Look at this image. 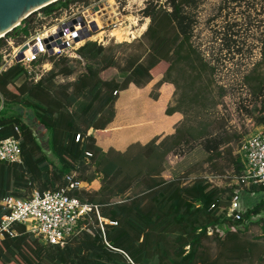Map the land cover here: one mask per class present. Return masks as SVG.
Here are the masks:
<instances>
[{
  "label": "trees",
  "instance_id": "16d2710c",
  "mask_svg": "<svg viewBox=\"0 0 264 264\" xmlns=\"http://www.w3.org/2000/svg\"><path fill=\"white\" fill-rule=\"evenodd\" d=\"M91 1L57 0L44 6L42 11L51 13L60 7L74 3L89 4ZM196 2L147 0L142 8V13L149 18L146 60L131 63L129 70L120 67L121 80L112 77L110 69L104 73L106 68L115 65L113 58L107 59L102 66L92 62H96L104 50L102 44L92 40H86L77 48V54L86 58L88 63L85 70L70 82L72 93L65 92L64 96L53 93L50 81L57 74L72 73V66L65 62L69 57L66 54H41L36 62L50 61L52 67L36 80L20 62L0 71V138L16 134L14 127L17 125L21 146V161H0V198L7 194L23 195L22 189L30 188L41 178L44 181L40 190L64 185L67 173L77 168L86 169V153L94 160L102 154L97 170L102 181L107 180L110 186L102 185L94 192L83 193L89 195L88 201L103 204L100 209L104 217L116 221L115 224L104 223V234L98 226L88 224L89 230L73 236L63 246L44 243L23 224L16 223L14 236L6 234L0 238V264H224L247 258L257 263L264 262V242L258 241L256 236L243 234L249 222L261 221L264 231V215L259 220L251 218L258 213L264 214V186L246 187L242 196L246 207L243 219L221 218L222 213L210 208V204L227 203L230 196L227 201H222L221 188L212 186L207 179L196 178L188 184H182L177 177L156 179L155 172L160 171L163 158L176 145L174 141L161 151L150 149L146 155H136L130 160L123 158L131 161L129 165H136L134 170L127 171V165L125 167L119 157L105 156L89 132L91 128H105L114 118L118 92L125 91L129 83L140 85L158 74L167 80L175 64L195 63V49L189 40L196 20L188 6ZM33 15L24 18V25L16 27L8 35L14 34L17 41H21L22 34L28 35L29 30L38 24ZM262 41L264 49V36ZM1 44L3 40H0ZM59 63L61 66L55 70V64L58 66ZM22 73L25 78L15 83ZM125 95L128 94L120 96ZM81 96L84 101H80L79 110L71 108V104ZM13 103L30 108L34 118L25 121L20 114L11 112ZM166 112L171 113L172 110L168 108ZM260 120L264 123V115ZM44 132H47V137L43 136ZM222 142V137L211 136L205 139L203 146L211 152L217 150ZM237 157V171H240L242 162L239 155ZM146 158H155L156 162L148 163L147 170H144L137 163ZM119 176H123L124 183L114 188L111 183ZM76 177L83 180L93 178ZM133 180L142 185L138 193L124 200H111L113 194L125 192ZM104 188L108 190L107 195L96 198L95 194ZM240 223L242 227L230 228V225ZM210 228L211 233L208 232Z\"/></svg>",
  "mask_w": 264,
  "mask_h": 264
},
{
  "label": "rangeland",
  "instance_id": "374dc122",
  "mask_svg": "<svg viewBox=\"0 0 264 264\" xmlns=\"http://www.w3.org/2000/svg\"><path fill=\"white\" fill-rule=\"evenodd\" d=\"M161 1L165 3V0ZM146 2L147 0H93L85 11V18L91 19V26L97 29L93 33L103 30L96 38L104 34L100 43L104 50L96 62L91 61L102 66L107 59L113 58L115 65L106 68L104 73L110 69L111 76L118 80L122 78L118 73L120 67L128 69L131 63L146 60V29L149 18L142 13ZM41 9L42 7L37 8L29 14H38ZM74 9L76 8L73 7L72 10ZM188 10L196 20L189 40L195 49V63L175 64L168 73L167 80H164L162 74H158L140 85L129 83L125 91L118 92L114 103V118L105 128L91 133L105 156L113 159L119 157L125 167L127 165V171L134 170L136 165H129L131 161H124L123 158L130 160L136 155H146L150 149L157 148L161 151L174 141L176 145L163 158L160 171L155 172L156 179L177 177L182 184H188L196 178L210 177L213 184H221L222 201H227L231 189L225 186L227 179L224 177H227L225 173H240L235 161L240 144L249 136L264 130V123L260 120L264 115V0H197L195 5L188 6ZM109 31L113 34H109ZM28 41L33 42V46L20 59L32 56L41 49L39 36H33ZM8 50L11 53V48ZM72 53L69 52L72 57L65 61L72 66V73L57 74L50 81L53 83L54 94L64 96L65 92L72 93L70 82L85 70L88 60ZM11 57L9 54L6 59ZM4 59L0 53V64ZM60 66L61 63L58 66L55 64L54 69ZM27 67L35 76L42 72L36 63ZM47 73L48 71L43 72L41 76ZM24 78L25 75L20 74L15 83H20ZM122 94L128 95L120 96ZM80 101H84L83 96L78 97L70 107L79 110ZM168 108L172 110L171 113L166 112ZM11 112L20 114L25 121L34 118L30 108L18 103L11 105ZM78 121L81 124L84 122L82 118ZM33 131L36 132L34 128ZM43 136L47 137V132ZM211 136L222 137L223 142L217 150L209 152L203 144ZM86 155L88 166L84 171L75 169V174L93 178L85 180L86 188L74 190L73 193L88 201L89 195L84 191L94 192L102 185L107 187L109 183L107 180L102 181V175L97 170L102 154L95 160L89 158V153ZM150 162L155 164V158H146L137 164L147 170ZM220 174L225 175L221 177ZM123 179V176H119L111 184L114 188L120 186L124 183ZM42 181L44 178L35 181L30 188L22 189L23 195L20 196L29 194L34 188L40 190ZM242 187L240 186L241 200L245 206L242 196L245 195L246 188ZM141 188L142 185L133 180L125 192L113 194L111 200H124L138 193ZM107 192L104 188L95 196L104 197ZM86 221L89 222L86 224L94 226L97 222L94 217ZM219 232L222 233V230ZM263 232L261 221H256L249 222L243 234L246 237L256 236L263 243ZM224 264L264 262L257 263L247 258Z\"/></svg>",
  "mask_w": 264,
  "mask_h": 264
},
{
  "label": "built area",
  "instance_id": "2783aa9c",
  "mask_svg": "<svg viewBox=\"0 0 264 264\" xmlns=\"http://www.w3.org/2000/svg\"><path fill=\"white\" fill-rule=\"evenodd\" d=\"M91 4L74 3L67 7L53 10L51 13H44L41 9L40 13L33 15L35 23L37 22L38 24H35L32 30H29L28 35L22 34V40L19 42L17 41V36L14 34L8 35V32L24 25L22 23L23 19L14 28L7 31L5 35L2 33L0 40H3V44L0 45V53L3 54L5 59L0 64V71L13 63L20 62L26 67L31 75L30 77L36 80L41 76V73L48 71L52 67L50 61H45L41 64L36 62L41 54L63 53L72 57L69 52H73L74 56L75 54L78 55L76 52L77 48L86 40H92L98 44L102 43L104 34L98 38L96 36L101 34L100 32L103 30L93 33L97 29L91 26V19L85 18V11L89 9ZM73 7L76 9L72 10ZM78 17L80 19L73 23L72 20ZM59 31L61 34H59ZM79 31H82V34L89 32V35L82 39H76L81 34ZM108 33L113 34L112 31ZM33 36L40 37L41 49L32 56L17 59L15 56L16 50ZM49 36H52V38L45 42L44 39ZM58 40L60 42H57ZM53 41L55 44L50 47L52 50L49 51L47 44ZM62 44H65V46H61ZM10 48L11 53L8 50ZM9 54L12 57L7 60L6 58ZM31 63L38 64L42 70L37 76L27 67ZM14 128L16 134L0 138V161H21L20 131L17 125ZM239 156L242 162L240 173H225L227 177H224L225 174H220L221 177L227 179L224 182L225 186L232 189L227 203L212 202L210 204V208L217 209L218 213H222L221 218L229 217L233 221L243 219V213L246 209L242 204L240 186H245V188L250 185L264 186V130L242 141L239 147ZM64 178L66 181L64 185L45 190L34 188L25 196L7 194L0 198V238L6 234L14 236L17 233L14 225L20 223L40 241L63 246L73 236L80 234L83 230L90 229L87 226L88 224H86L89 223L86 221L87 219L94 217L97 220L95 222L96 226L100 228L103 234L105 230L104 223H116L115 220L104 217L101 214L100 204L82 200L73 193L75 189L86 188L87 181L77 178L75 171L67 173ZM207 180L212 186L219 187L221 185L213 184V180L210 177ZM260 216L261 213H258L252 215L251 218H259ZM237 227H242V224L230 225L232 229H237ZM217 231H220V229L217 228ZM208 232H212L211 228Z\"/></svg>",
  "mask_w": 264,
  "mask_h": 264
},
{
  "label": "water",
  "instance_id": "95a60500",
  "mask_svg": "<svg viewBox=\"0 0 264 264\" xmlns=\"http://www.w3.org/2000/svg\"><path fill=\"white\" fill-rule=\"evenodd\" d=\"M54 1L57 0H0V36L2 35V33H5L14 28L31 11L37 8L44 7ZM78 19L80 18H74L72 22L75 23ZM79 33L81 34L76 39H82L85 36L89 35V32H85L84 34H82V31H79ZM59 34H61L60 31ZM51 38L52 36H49L45 38L44 41L46 42ZM57 42L60 41L58 40ZM54 44V41L50 44H47V47H49V51L52 50L50 47ZM61 46H65V44H62Z\"/></svg>",
  "mask_w": 264,
  "mask_h": 264
},
{
  "label": "bare ground",
  "instance_id": "6f19581e",
  "mask_svg": "<svg viewBox=\"0 0 264 264\" xmlns=\"http://www.w3.org/2000/svg\"><path fill=\"white\" fill-rule=\"evenodd\" d=\"M31 46H33V42L28 41L26 44H24L23 46H21L20 48H18L16 50V52H15L16 53L15 55H16L17 59H20L21 56L24 55V52L26 50H29V47H31ZM36 50H37V48H36Z\"/></svg>",
  "mask_w": 264,
  "mask_h": 264
},
{
  "label": "crops",
  "instance_id": "0c3cea01",
  "mask_svg": "<svg viewBox=\"0 0 264 264\" xmlns=\"http://www.w3.org/2000/svg\"><path fill=\"white\" fill-rule=\"evenodd\" d=\"M96 130H99V129H92V128L89 129L90 132H91V131L93 132V131H96ZM123 148H124V147H123Z\"/></svg>",
  "mask_w": 264,
  "mask_h": 264
}]
</instances>
